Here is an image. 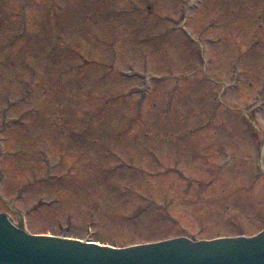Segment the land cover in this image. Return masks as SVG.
I'll return each mask as SVG.
<instances>
[{"label": "rangeland", "instance_id": "374dc122", "mask_svg": "<svg viewBox=\"0 0 264 264\" xmlns=\"http://www.w3.org/2000/svg\"><path fill=\"white\" fill-rule=\"evenodd\" d=\"M263 168L264 0L0 3V212L28 231L251 236Z\"/></svg>", "mask_w": 264, "mask_h": 264}, {"label": "water", "instance_id": "95a60500", "mask_svg": "<svg viewBox=\"0 0 264 264\" xmlns=\"http://www.w3.org/2000/svg\"><path fill=\"white\" fill-rule=\"evenodd\" d=\"M0 264H264V230L253 237H178L118 248L33 234L0 213Z\"/></svg>", "mask_w": 264, "mask_h": 264}, {"label": "trees", "instance_id": "16d2710c", "mask_svg": "<svg viewBox=\"0 0 264 264\" xmlns=\"http://www.w3.org/2000/svg\"><path fill=\"white\" fill-rule=\"evenodd\" d=\"M10 0H0L1 5H9ZM8 7V6H7ZM100 117V116H99Z\"/></svg>", "mask_w": 264, "mask_h": 264}]
</instances>
